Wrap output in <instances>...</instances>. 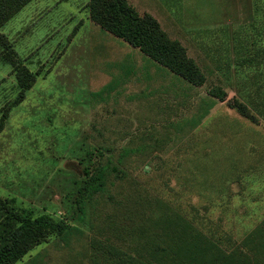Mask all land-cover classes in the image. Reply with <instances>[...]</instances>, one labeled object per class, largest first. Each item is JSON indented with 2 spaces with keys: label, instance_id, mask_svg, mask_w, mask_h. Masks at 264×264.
<instances>
[{
  "label": "rangeland",
  "instance_id": "obj_1",
  "mask_svg": "<svg viewBox=\"0 0 264 264\" xmlns=\"http://www.w3.org/2000/svg\"><path fill=\"white\" fill-rule=\"evenodd\" d=\"M127 2L157 19L201 65L222 63L225 70L251 43L264 51V0ZM88 3L31 0L0 28L10 44L0 47V201L70 219L75 208L71 212L68 196L82 176L83 145L104 132L116 152L136 145L143 132L167 131L170 122L172 140L134 160L131 179L113 189L126 204L115 212L113 202L105 203L96 234L84 219L71 220L79 231L66 239L50 235L15 264L32 258L38 264H113L107 247L127 251L131 235L146 227L138 217L147 210L141 205L155 196L223 237L224 245L264 231V65L253 71L236 64L256 101L255 122L230 106L239 94L225 87L221 74L205 86H189L94 23ZM10 57L35 74L28 88H20ZM212 85L225 89V99H215L192 124Z\"/></svg>",
  "mask_w": 264,
  "mask_h": 264
},
{
  "label": "trees",
  "instance_id": "obj_2",
  "mask_svg": "<svg viewBox=\"0 0 264 264\" xmlns=\"http://www.w3.org/2000/svg\"><path fill=\"white\" fill-rule=\"evenodd\" d=\"M30 1L0 0V28ZM88 7L90 19L94 23L137 48L145 57L189 86H205L214 74H221L227 82L225 87L234 86L239 94L231 100L230 106L251 121H257L252 113L256 101L251 90L246 88L248 85L242 83L236 68V64L245 65L256 71L264 65V51L254 46V43L237 50L236 55L225 63L223 70L222 63L201 65L188 56L180 41L170 39L157 19L148 13L139 15L127 0H89ZM9 45L7 38L0 32V47ZM9 62L22 90L34 83L33 72L20 65L15 58L10 57ZM232 65L235 66L232 73H226ZM226 95L222 86L212 85L202 99L204 102L198 101V111L193 116L192 124L199 123L208 114L215 99L223 101ZM166 127L167 131L163 132H143L136 145H123L116 152L105 142L104 132H100L103 138H93L91 143L83 145L80 158L82 176L73 180L75 187L71 194L75 192V195L68 196L72 201L71 212L75 208L70 219L38 212L34 207L15 203L14 200L0 201V264H15L50 235L68 238L79 231L71 223L74 219H84L88 229L96 234V222L105 203L113 202L115 212L126 204L124 198H116L113 189L131 179L128 171L134 160L138 161L141 156L161 150L171 142L170 129L174 123L170 122ZM141 206V211L147 207L145 217L144 213L138 216L143 220L141 225L146 227L131 235L126 252L121 253L118 247H107L106 252L113 256V264H264V231L261 227L249 232L239 244L232 242L224 245L223 237L205 232L191 216L176 210L163 198L155 196ZM27 264L38 263L32 258Z\"/></svg>",
  "mask_w": 264,
  "mask_h": 264
}]
</instances>
